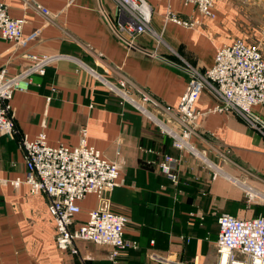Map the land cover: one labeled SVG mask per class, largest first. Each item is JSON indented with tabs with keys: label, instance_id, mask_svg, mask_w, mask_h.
Instances as JSON below:
<instances>
[{
	"label": "crops",
	"instance_id": "crops-1",
	"mask_svg": "<svg viewBox=\"0 0 264 264\" xmlns=\"http://www.w3.org/2000/svg\"><path fill=\"white\" fill-rule=\"evenodd\" d=\"M145 1L156 35L141 34L130 48L110 27L117 17L115 0H0L11 17L25 19L20 43L0 37V67L16 74L29 63L27 53L63 55L43 75H31L9 102L18 135L0 133V264H109L106 245L77 241L76 254L59 250L46 195L30 192L28 184L15 187L5 181L24 176L19 137L33 139L39 132L51 146L72 148L85 128L86 144L119 162L120 184L109 194V203L129 218L125 236L138 243L122 253L127 264H163L149 258L152 251L166 257L167 264H217V216L264 212L263 206L257 211V205H249L239 185L264 186V134L242 116L223 111L199 118L191 140L214 163L210 167L174 149L168 136L130 104H119L91 71L114 82L124 78L136 94L141 90L176 108L189 82L187 64L205 70L220 46L235 39L252 45L250 29L257 40L264 34V0H215L213 18L180 0ZM36 5L56 14L52 22ZM168 9L180 20L198 24L165 22ZM215 103L204 91L194 108L206 111ZM252 111L264 119L262 106ZM164 154L181 155L176 181L158 167ZM79 205L77 223L87 219L97 198L88 194Z\"/></svg>",
	"mask_w": 264,
	"mask_h": 264
},
{
	"label": "built area",
	"instance_id": "built-area-1",
	"mask_svg": "<svg viewBox=\"0 0 264 264\" xmlns=\"http://www.w3.org/2000/svg\"><path fill=\"white\" fill-rule=\"evenodd\" d=\"M180 1L196 6L207 18L214 17L215 0ZM115 4L116 22L111 21L110 27L124 44L133 48L136 47L137 36L145 33L156 35L150 24L151 9L145 0H115ZM36 9L48 22L56 17L55 13L40 5H36ZM166 21L185 27L198 24L193 19L180 20L171 9L165 14ZM24 22L22 17H11L7 5L0 2L1 38L20 43L23 40ZM25 57L29 63L16 74H9L4 67H0V133L10 138L18 135L9 103L13 92L25 89L31 75H43L46 67L63 55L27 53ZM184 69L190 78L176 108L163 106L141 90L136 94L124 78L114 82L95 70L91 71L107 90L118 97L119 104L128 103L146 115L159 132L170 138L174 149L180 153L186 151L210 167L214 163L191 140L196 133L198 120L204 114L233 111L242 116L252 128L264 134V119L252 111L257 105L264 108V57L258 46L235 39L216 50L212 66L200 70L187 64ZM204 91L216 103L206 111L196 110L194 102ZM163 113L168 117L162 118ZM85 137L86 129L82 128L79 142L72 148L62 144L49 145L44 132H39L33 139L25 135L19 137L24 156V176L5 181L15 187L22 183L28 184L30 192L46 195L47 210L54 222L55 243L59 250L76 254L77 241L92 242L109 246V264H127L121 258L122 253L131 248L136 249L138 243L125 236L129 218L111 210L109 203V194L120 184V164L105 158L97 149L87 145ZM181 159V155L164 154L158 167L172 181H176L175 170ZM240 184L247 194L249 205L256 203L264 207V186L252 188ZM88 194L96 196L97 206L87 212L85 221L77 223L75 217L81 211L79 201ZM200 218L203 219L202 216ZM217 224V264H264V212L250 217L221 213L217 216ZM148 256L154 262L169 263L166 257L157 252L152 251Z\"/></svg>",
	"mask_w": 264,
	"mask_h": 264
},
{
	"label": "rangeland",
	"instance_id": "rangeland-1",
	"mask_svg": "<svg viewBox=\"0 0 264 264\" xmlns=\"http://www.w3.org/2000/svg\"><path fill=\"white\" fill-rule=\"evenodd\" d=\"M262 11V15H264V8L261 10ZM248 34V36H249V38H248V41L252 44V45H254V46H258L259 48H260V50H261V52H262V54H263V57H264V34L263 33H260V35H259V40H257L256 39V36L254 35L255 33L254 32H252L251 31V29L249 30V32L247 33ZM147 109L148 110H150L149 109V107H147ZM150 112H152V113H155L153 110H150ZM141 114V113H140ZM142 116H144L145 118H146V120L149 122V124H153V122L152 121H150L147 117H146V115H143L142 114ZM153 126H155L154 124H153ZM241 185V184H240ZM244 186H246V187H252V188H254L253 186H251V185H248V183H244L243 184ZM246 194V193H245ZM247 195V194H246ZM248 197H251L250 196V194H248ZM255 205H257L256 203H255ZM256 211V210H255ZM257 212V211H256ZM250 213H255V212H250Z\"/></svg>",
	"mask_w": 264,
	"mask_h": 264
},
{
	"label": "trees",
	"instance_id": "trees-1",
	"mask_svg": "<svg viewBox=\"0 0 264 264\" xmlns=\"http://www.w3.org/2000/svg\"><path fill=\"white\" fill-rule=\"evenodd\" d=\"M260 207H261V206H257V207H256L257 211L260 210ZM261 209H263V208H261Z\"/></svg>",
	"mask_w": 264,
	"mask_h": 264
}]
</instances>
